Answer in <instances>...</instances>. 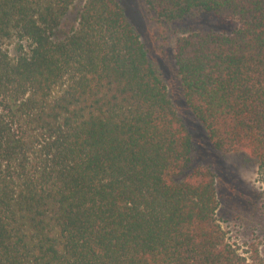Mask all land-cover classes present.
<instances>
[{
  "label": "trees",
  "instance_id": "obj_1",
  "mask_svg": "<svg viewBox=\"0 0 264 264\" xmlns=\"http://www.w3.org/2000/svg\"><path fill=\"white\" fill-rule=\"evenodd\" d=\"M196 12L175 63L187 104L264 181V0H144ZM0 0V264H261L218 219L217 174L121 0ZM264 199V194H263Z\"/></svg>",
  "mask_w": 264,
  "mask_h": 264
},
{
  "label": "rangeland",
  "instance_id": "obj_2",
  "mask_svg": "<svg viewBox=\"0 0 264 264\" xmlns=\"http://www.w3.org/2000/svg\"><path fill=\"white\" fill-rule=\"evenodd\" d=\"M85 0H76L69 20H77ZM149 55L165 79L169 94L188 126L195 145V162L211 167L217 174L220 200L218 219L227 237L245 256L259 257L264 264V181L259 163L246 152L218 150L202 122L189 108L175 63L180 36L191 28L231 33L236 23L207 12H196L182 22L159 18L144 0H121Z\"/></svg>",
  "mask_w": 264,
  "mask_h": 264
}]
</instances>
